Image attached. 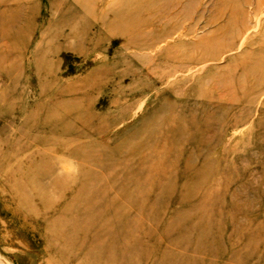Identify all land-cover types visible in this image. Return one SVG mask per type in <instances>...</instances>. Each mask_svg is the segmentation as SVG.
I'll return each instance as SVG.
<instances>
[{
	"label": "rangeland",
	"instance_id": "rangeland-1",
	"mask_svg": "<svg viewBox=\"0 0 264 264\" xmlns=\"http://www.w3.org/2000/svg\"><path fill=\"white\" fill-rule=\"evenodd\" d=\"M0 264H264V0H0Z\"/></svg>",
	"mask_w": 264,
	"mask_h": 264
}]
</instances>
